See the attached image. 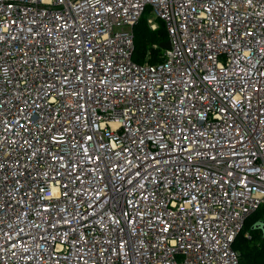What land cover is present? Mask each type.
<instances>
[{
	"label": "built area",
	"instance_id": "1",
	"mask_svg": "<svg viewBox=\"0 0 264 264\" xmlns=\"http://www.w3.org/2000/svg\"><path fill=\"white\" fill-rule=\"evenodd\" d=\"M263 204L264 0H0V264H240Z\"/></svg>",
	"mask_w": 264,
	"mask_h": 264
},
{
	"label": "trees",
	"instance_id": "2",
	"mask_svg": "<svg viewBox=\"0 0 264 264\" xmlns=\"http://www.w3.org/2000/svg\"><path fill=\"white\" fill-rule=\"evenodd\" d=\"M133 31L134 61L140 64L162 62L165 50L160 46L168 41L163 22L159 20L158 27L153 30L144 15ZM233 248L240 255V264H264V204L246 219Z\"/></svg>",
	"mask_w": 264,
	"mask_h": 264
},
{
	"label": "water",
	"instance_id": "3",
	"mask_svg": "<svg viewBox=\"0 0 264 264\" xmlns=\"http://www.w3.org/2000/svg\"><path fill=\"white\" fill-rule=\"evenodd\" d=\"M162 49H164V50H168V49H170V47H171V44H170V42L169 41H167V42H165V43H163V44H161V46H160Z\"/></svg>",
	"mask_w": 264,
	"mask_h": 264
}]
</instances>
